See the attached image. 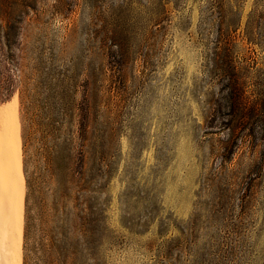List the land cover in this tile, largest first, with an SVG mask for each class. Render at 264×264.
I'll use <instances>...</instances> for the list:
<instances>
[{"label": "rangeland", "instance_id": "374dc122", "mask_svg": "<svg viewBox=\"0 0 264 264\" xmlns=\"http://www.w3.org/2000/svg\"><path fill=\"white\" fill-rule=\"evenodd\" d=\"M11 102L20 264H264V0H0Z\"/></svg>", "mask_w": 264, "mask_h": 264}, {"label": "crops", "instance_id": "0c3cea01", "mask_svg": "<svg viewBox=\"0 0 264 264\" xmlns=\"http://www.w3.org/2000/svg\"><path fill=\"white\" fill-rule=\"evenodd\" d=\"M27 185L19 111L0 107V261L20 264L26 233Z\"/></svg>", "mask_w": 264, "mask_h": 264}, {"label": "trees", "instance_id": "16d2710c", "mask_svg": "<svg viewBox=\"0 0 264 264\" xmlns=\"http://www.w3.org/2000/svg\"><path fill=\"white\" fill-rule=\"evenodd\" d=\"M210 7L211 12H215L216 10H221V6L224 4L225 0H206Z\"/></svg>", "mask_w": 264, "mask_h": 264}]
</instances>
